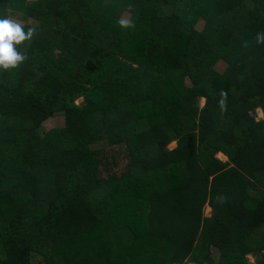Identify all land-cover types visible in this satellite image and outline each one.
Masks as SVG:
<instances>
[{
  "label": "trees",
  "instance_id": "obj_1",
  "mask_svg": "<svg viewBox=\"0 0 264 264\" xmlns=\"http://www.w3.org/2000/svg\"><path fill=\"white\" fill-rule=\"evenodd\" d=\"M4 16L33 31L0 69V264H264V0Z\"/></svg>",
  "mask_w": 264,
  "mask_h": 264
},
{
  "label": "clouds",
  "instance_id": "obj_2",
  "mask_svg": "<svg viewBox=\"0 0 264 264\" xmlns=\"http://www.w3.org/2000/svg\"><path fill=\"white\" fill-rule=\"evenodd\" d=\"M32 31L29 28L25 32L19 22L6 16L0 17V69L15 68L25 59V56L14 45L20 46L22 42L31 37ZM256 39L260 42L264 37L258 33Z\"/></svg>",
  "mask_w": 264,
  "mask_h": 264
},
{
  "label": "rangeland",
  "instance_id": "obj_3",
  "mask_svg": "<svg viewBox=\"0 0 264 264\" xmlns=\"http://www.w3.org/2000/svg\"><path fill=\"white\" fill-rule=\"evenodd\" d=\"M30 1H32V0H30ZM127 18H128V15H127V13H124L122 16H121V20L123 21V22H125L126 20H127ZM10 19H13L14 21H16V22H19L20 24L22 23L21 21H19L18 19H16V18H10ZM202 27H203V20L202 19H199L197 22H196V24H195V28L197 29V30H200V29H202ZM224 66H225V64H224V62H222V61H220V62H218L216 65H215V67H214V69L216 70V71H218V72H222V70H223V68H224ZM188 80H186L185 79V84L186 85H188ZM80 102V100H77L76 101V103H79ZM203 103H204V99H200V101H199V105L201 106V105H203ZM262 117V113L260 112V110H256V118L257 119H260ZM62 123H63V119H62V117L60 116V115H58V116H55V117H53V118H49L48 120H46L45 122H43V128L45 129V130H48V129H51V128H53V127H58V126H61L62 125ZM175 146V142H172V143H170L169 145H168V147L171 149V148H173ZM221 153H218V155H217V157L219 158V159H221L222 161H225L226 160V158H225V156L222 154V155H220ZM224 156V157H223ZM122 164H123V162H122ZM122 164L121 165H119V166H122ZM210 208L209 207H205L204 208V215L205 216H209L210 215ZM212 255H213V257L214 258H216L217 257V252H216V250H212ZM254 260V257H252V259H250V261H253ZM33 264H38V258H36V259H34V263Z\"/></svg>",
  "mask_w": 264,
  "mask_h": 264
},
{
  "label": "crops",
  "instance_id": "obj_4",
  "mask_svg": "<svg viewBox=\"0 0 264 264\" xmlns=\"http://www.w3.org/2000/svg\"><path fill=\"white\" fill-rule=\"evenodd\" d=\"M221 155V154H220ZM224 157V156H223ZM250 259H252V257L250 258Z\"/></svg>",
  "mask_w": 264,
  "mask_h": 264
}]
</instances>
